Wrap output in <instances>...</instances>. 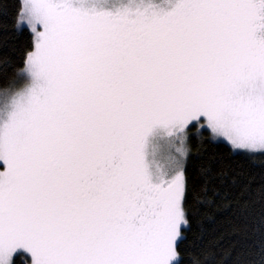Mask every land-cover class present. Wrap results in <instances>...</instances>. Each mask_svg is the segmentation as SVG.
Returning a JSON list of instances; mask_svg holds the SVG:
<instances>
[{"label": "snow or ice", "instance_id": "obj_1", "mask_svg": "<svg viewBox=\"0 0 264 264\" xmlns=\"http://www.w3.org/2000/svg\"><path fill=\"white\" fill-rule=\"evenodd\" d=\"M9 24L0 264H264V0H0Z\"/></svg>", "mask_w": 264, "mask_h": 264}, {"label": "trees", "instance_id": "obj_2", "mask_svg": "<svg viewBox=\"0 0 264 264\" xmlns=\"http://www.w3.org/2000/svg\"><path fill=\"white\" fill-rule=\"evenodd\" d=\"M9 3H11V0H9ZM12 42H13V33L11 30V26L9 24L7 31L0 30V44L7 43L9 46H11ZM208 151L209 152L219 151L220 155L224 156V153L222 150H217V149L210 147L208 149ZM225 162L227 163V162H231V161H228L227 158L225 157ZM230 219H231V217H229V216L221 215V216H219L218 219H216L215 223H213L212 221H209L207 223L208 238L210 240L216 239L223 232L225 234V238L223 241H221V243L224 247L229 246V244L234 239L238 238V237H235L233 234L230 233V229L228 226ZM246 238H247L249 245H250L248 251L254 252L255 249L251 247V244L256 240L254 230H249Z\"/></svg>", "mask_w": 264, "mask_h": 264}]
</instances>
